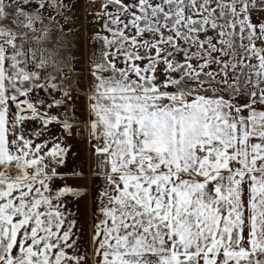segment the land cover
I'll use <instances>...</instances> for the list:
<instances>
[{
	"label": "snow or ice",
	"instance_id": "snow-or-ice-1",
	"mask_svg": "<svg viewBox=\"0 0 264 264\" xmlns=\"http://www.w3.org/2000/svg\"><path fill=\"white\" fill-rule=\"evenodd\" d=\"M90 2L78 118L24 39L76 3L0 0V264H264V0ZM76 124L99 182L85 250L64 203L81 192L57 183Z\"/></svg>",
	"mask_w": 264,
	"mask_h": 264
},
{
	"label": "rangeland",
	"instance_id": "rangeland-1",
	"mask_svg": "<svg viewBox=\"0 0 264 264\" xmlns=\"http://www.w3.org/2000/svg\"><path fill=\"white\" fill-rule=\"evenodd\" d=\"M12 2L19 6L20 0H12ZM74 2L76 7L70 8L62 18L53 13L52 18L48 19L49 13L44 12V22L37 19L34 30H26L24 39L27 41V48L38 50V55L46 58L47 74L55 75L59 72L64 77L62 82L71 81V87L76 90L74 108L80 118L87 116L85 111L87 93L82 89L87 88L89 84L87 70L92 53L94 50L98 53L100 49V42L96 39L100 24L91 15L95 9L90 0H74ZM17 19L20 20L19 17ZM3 24H6V21L0 19V25ZM99 34L103 35V31L100 30ZM39 71L41 75L45 74L44 68ZM35 95L41 99H51L40 91ZM74 129V136L85 140L86 126L76 124ZM90 159L91 157L87 155L84 160L85 168L92 166ZM84 173L86 175L79 172L76 175L64 176L63 181H57L60 184L67 183L81 192L80 197L69 195L64 198L65 206L71 213L72 219L76 221V227L83 230L82 239L79 241L81 250H85L89 242L88 233L93 223V212L95 211L97 216L100 215L97 204L99 182L95 180L93 171L84 170Z\"/></svg>",
	"mask_w": 264,
	"mask_h": 264
},
{
	"label": "crops",
	"instance_id": "crops-1",
	"mask_svg": "<svg viewBox=\"0 0 264 264\" xmlns=\"http://www.w3.org/2000/svg\"><path fill=\"white\" fill-rule=\"evenodd\" d=\"M32 127L33 125L28 126L29 131H31ZM92 143L93 142L91 138L88 136L87 128L85 132V140L79 139L74 135L68 138L69 153L66 164L62 169V171L66 174L65 176H70L73 172H76L77 174H79L80 172L82 173V175H86V173H84V170L93 171L94 157L92 153ZM87 155H89V158L91 157L90 160L92 166L90 168H85L84 166V160L86 159Z\"/></svg>",
	"mask_w": 264,
	"mask_h": 264
},
{
	"label": "trees",
	"instance_id": "trees-1",
	"mask_svg": "<svg viewBox=\"0 0 264 264\" xmlns=\"http://www.w3.org/2000/svg\"><path fill=\"white\" fill-rule=\"evenodd\" d=\"M9 19H12V17H11V18H9ZM15 19H17V17H16ZM17 20H18V19H17ZM20 22L22 23L23 21H22V20H20ZM22 31H25V30H23V29H22Z\"/></svg>",
	"mask_w": 264,
	"mask_h": 264
}]
</instances>
